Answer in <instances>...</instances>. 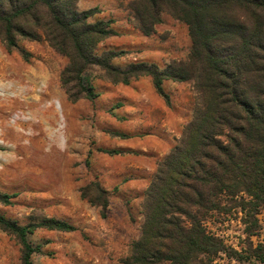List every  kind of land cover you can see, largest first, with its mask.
<instances>
[{
	"label": "trees",
	"instance_id": "trees-1",
	"mask_svg": "<svg viewBox=\"0 0 264 264\" xmlns=\"http://www.w3.org/2000/svg\"><path fill=\"white\" fill-rule=\"evenodd\" d=\"M78 1L0 0V40L26 62L31 54L20 41L45 40L67 60L60 84L71 103L97 100V79L129 86L149 78L168 106L166 82L193 84L191 120L157 163L144 194L141 235L124 264H212L227 251L207 222L242 212L254 219L247 229L253 236L255 216L264 206V0H132L133 20L145 36L155 33L163 14L188 27V58L164 68L147 62L118 64L125 51L100 49L116 35L114 22L92 21L97 11H79ZM80 194L107 217L110 194L99 181L80 188ZM15 198L0 193V204L10 206ZM0 230L20 246V264H34L33 256L44 251L30 236L38 230L73 233L77 228L54 218L20 225L0 213Z\"/></svg>",
	"mask_w": 264,
	"mask_h": 264
},
{
	"label": "rangeland",
	"instance_id": "rangeland-1",
	"mask_svg": "<svg viewBox=\"0 0 264 264\" xmlns=\"http://www.w3.org/2000/svg\"><path fill=\"white\" fill-rule=\"evenodd\" d=\"M131 1H78L79 11H97L92 21L114 22L116 35L100 49L125 51L116 61L121 65L147 62L164 68L186 60L191 49L188 27L163 14L155 33L145 36L133 20ZM20 47L31 54L28 62L0 40V193L17 195L12 205L0 204V213L20 225L54 218L77 228L73 233L38 230L30 236L44 251L33 256L34 264H124L141 235L144 194L157 163L191 120L193 84L166 82L168 106L149 78L129 86L97 79V100L71 103L60 84L67 60L45 40L20 41ZM112 132L129 138L113 137ZM95 180L110 194L106 218L80 194V188ZM255 218L253 236L247 229L254 219L242 212L207 222L227 251L212 264H264V206ZM20 263V246L0 230V264Z\"/></svg>",
	"mask_w": 264,
	"mask_h": 264
}]
</instances>
